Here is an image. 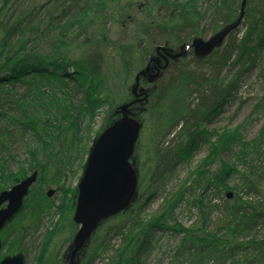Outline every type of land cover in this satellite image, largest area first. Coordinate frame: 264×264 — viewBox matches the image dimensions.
Instances as JSON below:
<instances>
[{
	"label": "trees",
	"instance_id": "trees-1",
	"mask_svg": "<svg viewBox=\"0 0 264 264\" xmlns=\"http://www.w3.org/2000/svg\"><path fill=\"white\" fill-rule=\"evenodd\" d=\"M2 2L0 193L10 190L33 172H38L39 177L21 211L0 234L3 244L0 252L8 248L0 261L6 256L25 253L24 241L29 230L39 224V217L45 211L56 210L55 214L61 219L57 226L67 220L64 229L71 232L66 241L72 242L79 230L73 218L77 188L67 187L65 180L73 172L76 158L79 154L91 153L97 137L120 118L116 115L118 108L135 99L132 94L135 78L147 68L160 46L177 52L186 43L192 45L195 40L207 41L219 35L236 24L243 0H206L210 8L203 15L188 13L182 5H173L167 0L157 3L155 0L159 4L157 14L165 8L171 14L169 20L140 23L134 22L132 8L124 11L126 5L122 0ZM244 11L241 24L214 51L198 56L191 50L185 57L169 61L152 81L143 77L141 86L149 96L131 108L132 116L142 123V132L148 125L151 128L146 161L137 168L140 199L148 194V187L158 174L165 172L167 166L162 165L176 158L187 159L198 149L199 143L210 146L209 156L212 157L217 152L222 154L240 146L242 160L239 161L244 162L249 176L243 175L242 189L230 187L236 190V201L232 204L224 199L228 197L224 190L228 191L227 179L237 169L219 162L221 168L215 180L209 179V169L214 162L204 161L193 174L196 178L192 189L200 193L199 198H203L216 181L217 194L213 198L224 200L223 208L231 219L227 216L222 225L216 224L217 229L210 236L171 224L186 189L167 199L157 216L146 222L138 214L139 204L133 201L128 209L101 223L91 236L80 264H92L102 251L104 240L113 233L123 238V244L114 249L106 264H136L154 233L164 230L183 236L174 256L178 264H264V241L249 239L254 236L250 232L264 224V128L253 141H246L239 128L225 140L219 137V144L211 141L216 131L208 130V125L233 97L241 73L249 72L261 59L264 0H248ZM205 20H208V28L203 26ZM243 24L247 31L239 37ZM160 36L164 39L154 46ZM233 70L236 71L228 83L220 79L224 72ZM140 106L141 110L136 111ZM105 108V119L93 145L82 147L81 133L86 120L87 129H91ZM27 133H32L38 145L27 144L28 158L20 161L10 153L11 145L14 141H24ZM171 135L177 148L169 156L172 152L163 153L159 146ZM7 159L17 162L16 172L10 169ZM81 168L84 169L83 165ZM45 185L49 188L56 185L58 190L65 191L64 202L51 204ZM245 188L251 200L237 194L243 193ZM196 202L201 208V224L206 227L209 216L202 211L205 203L202 199ZM57 231L56 228L45 246L42 244L39 251L43 254L38 264H67L63 257H53L50 261L52 240Z\"/></svg>",
	"mask_w": 264,
	"mask_h": 264
},
{
	"label": "rangeland",
	"instance_id": "rangeland-1",
	"mask_svg": "<svg viewBox=\"0 0 264 264\" xmlns=\"http://www.w3.org/2000/svg\"><path fill=\"white\" fill-rule=\"evenodd\" d=\"M122 1L123 4L126 5L124 11L132 8V12L130 13L134 16V22H153V19L156 22H159L161 20L167 21L169 20L171 15L165 8L161 13L157 14L159 10V4L156 3L159 0H156V3L155 0ZM167 2L172 3L173 5H182L188 13H199L201 15L205 14L210 8V4L206 2V0H167ZM2 5L3 2L2 0H0V7H2ZM207 23L208 20H205L203 22L204 28H208ZM120 25L126 26L124 24ZM246 31L247 26L245 24L241 25L239 28V37H243L246 34ZM156 35L159 36L158 31ZM163 39L164 38L162 36L156 38L155 42L153 43L154 46L160 45ZM181 47L182 46H180L179 48ZM191 50L192 49H188L187 53H189ZM260 55L261 59L255 65V67H253L249 72H245L243 74L241 73L239 81L236 85V90L232 93L233 97L230 98L229 102L222 107L221 112L215 117V119L212 121V124L208 125L209 131H216V135L212 137V143H217L219 137L221 141L225 140L226 138L230 137V135H233L234 132L238 131L239 128H241L240 133H242L244 139L248 142L253 141V139L260 137V135L262 134L261 131L264 128V48L261 50ZM154 57L157 58L158 56L155 55ZM235 71L236 70L224 72L221 75L220 79L228 83L230 81L229 79H231ZM106 108L102 110L97 116V120L90 127L91 129H87L88 121L86 120L85 125L82 128L83 131L81 133L83 140L82 147L91 148V146L93 145L96 132L97 130H99L98 128L101 126L103 120L105 119V115L108 109ZM135 110H141V106L136 108ZM150 129L151 128L148 125V127L145 128L141 133V139L140 141H138V150L136 149V146V151L131 161L138 174L139 171L137 168L143 166V163L147 158L146 152H148V149L150 147ZM31 134L27 133L25 139H23L24 141H14V144L11 145L10 153L17 156V158H19L18 160L20 161L28 158V154H26L27 144L38 145ZM172 138L173 136L171 135L166 140H164V143L162 145L159 146L163 153L172 152L169 156H171L177 148V144L176 142L175 144L172 142ZM209 150L210 146L204 143H199L198 149L194 151L187 159L178 160L176 158L174 161L167 162L165 163V165L161 166H167L166 170L165 172L161 171L158 174L159 176L155 178V182L151 187H148L146 185V187L149 188L148 194L141 199L140 195L138 194V196L136 195L134 199V204L136 202L139 204V209L137 210L138 214L145 222L147 220H150L153 216L156 217L157 213L165 205L164 202L170 197L178 195V193L182 192L183 189H186L184 200L181 201L176 207L174 212L175 221H173L171 224L181 225L185 229L192 228L194 230H198L199 234L210 236V234H213L217 229L216 224L220 223L222 225L223 220H225V217L227 216L228 220L231 219V215H229V212L227 210H224L223 208L224 200L218 197L213 198L214 196H216L215 194H217L214 185L216 181H213L212 185L208 188L209 191L206 194L204 193L205 196L203 198H199L198 195L200 193L198 191H195V189H192L194 179L196 178V176L193 177V174L198 170L197 167L199 166V164L204 163V161H206V163L214 162L209 169V174L207 176V178L209 179H214V177L219 172L221 168L219 162H222V165L224 164L226 166L234 167L235 169H237V171L233 172L232 175H230V177L227 179V185L229 187L228 191L224 190L225 197L226 195L232 194L231 199H228V197L224 198L232 204L234 201H236V190H232L230 189V187L233 188L236 186L238 189H242L244 185L243 175L249 176V172H246L247 167L244 166V162L239 161L242 160V156L240 155V146H234L231 150L225 151L222 154H219V152H217L216 156L214 157L209 156ZM89 155L90 153H87V155L79 154V156L76 158L74 162V170L72 173H69L67 175V178L65 180V185H67V187H70L74 190L77 188L78 190V183L83 175L82 173L84 172ZM7 161V164L12 171L16 172L19 169V165L16 161H9V159H7ZM82 165L84 169L81 168ZM259 173V171H256V174ZM262 185L264 186V179L262 180ZM44 189L46 192V196L49 190L52 189L55 191V194L52 197H49L51 204L59 205L64 202V195L66 192L58 190V186L55 185L49 188L45 185ZM247 192V188H245L243 193L237 192V194L243 199L251 200V197H248ZM252 198L254 199V197ZM197 199H202V201H204L205 203V208L202 209V211L207 213V216H209L206 227L201 224L202 213H200L201 208H199L198 202H196ZM134 206L132 207V209H134ZM215 206H219L222 210L220 208H215ZM55 212L56 210L54 209L52 211H45V213H43L39 217V224L35 225L33 229L29 230V233L24 241V254H26L27 256L26 264H38V260H40V257L43 254L42 251L40 252L39 250L43 246L42 244L47 243V239L52 236L51 234L55 231L56 228L59 231H57L56 236L52 240V256L50 257V261H53V257H63L65 258V263L70 264L69 258L72 253L71 250L73 241L68 242L66 241V238L69 236V232L71 231L67 228L64 229L65 223H67L66 219L57 226L58 222L61 219H59L60 215L58 213L55 214ZM69 215L70 214L67 212L66 217H68ZM12 222L9 224H12ZM2 231L0 232L1 234ZM250 233H254V236L250 237L249 239L264 241V224L261 223L255 231ZM182 237L183 236L181 234H177L171 230L157 231L156 233H154L153 239L148 244L147 249L139 258L140 261L136 264H178L174 256L179 250ZM10 241L11 238L8 240V243ZM246 242L247 240L245 241V243ZM122 244L123 238H121L120 235L114 233L109 235V237L104 240L103 245L101 246L102 251L98 252V256L92 261V264H106L107 260L113 255L114 249L119 248ZM88 245L89 244L87 243L81 250L80 254L77 256L75 260L76 264L81 263L80 260L84 258L83 255L86 252L85 248H87ZM7 250V247L4 248L3 251L0 252V256L3 257V255L7 253Z\"/></svg>",
	"mask_w": 264,
	"mask_h": 264
},
{
	"label": "water",
	"instance_id": "water-1",
	"mask_svg": "<svg viewBox=\"0 0 264 264\" xmlns=\"http://www.w3.org/2000/svg\"><path fill=\"white\" fill-rule=\"evenodd\" d=\"M247 1L243 0L241 16L236 24L226 28L219 35L207 41L195 40L192 45L186 43L182 45L181 51L176 54L173 53L174 51L161 46L156 53L160 54L162 51L165 54L163 58L168 62L169 59L178 60L185 57L190 47L198 56H205V54L214 51L241 24ZM157 60L159 61L155 57L151 58L147 68L135 78V84L132 87V94L135 99L118 108L116 115H120V118L97 137L91 149L83 175L78 183L76 210L73 218L79 230L72 240L70 264H76L77 256L90 241L91 236L98 230L101 223L128 209L137 195L138 172L131 161L143 127L142 123L132 116L131 108L148 98V93L140 88V80L144 77L148 81H152L159 75L152 74L151 71L152 63H157ZM154 70L156 69L154 68ZM156 71L159 72L160 70L157 69ZM38 177V172H33L32 175L12 186L10 190L0 193V232L21 211L25 199L37 182ZM54 194L55 191L52 189L47 192L48 197H52ZM231 198L232 194H229L228 199ZM2 246L0 239V250ZM25 263L26 254L23 253L7 256L0 262V264Z\"/></svg>",
	"mask_w": 264,
	"mask_h": 264
},
{
	"label": "flooded vegetation",
	"instance_id": "flooded-vegetation-1",
	"mask_svg": "<svg viewBox=\"0 0 264 264\" xmlns=\"http://www.w3.org/2000/svg\"><path fill=\"white\" fill-rule=\"evenodd\" d=\"M178 52V51H177ZM165 54L161 51L160 54H157L156 56H158L157 58H159V61L156 63V62H153L152 65L154 66V68L157 70H161L163 69V67L165 66V64L169 63V61L173 60V59H170L168 60V62L166 61V59L163 58ZM153 57V56H152ZM155 73H158V71H155Z\"/></svg>",
	"mask_w": 264,
	"mask_h": 264
},
{
	"label": "bare ground",
	"instance_id": "bare-ground-1",
	"mask_svg": "<svg viewBox=\"0 0 264 264\" xmlns=\"http://www.w3.org/2000/svg\"><path fill=\"white\" fill-rule=\"evenodd\" d=\"M30 194V193H29Z\"/></svg>",
	"mask_w": 264,
	"mask_h": 264
}]
</instances>
